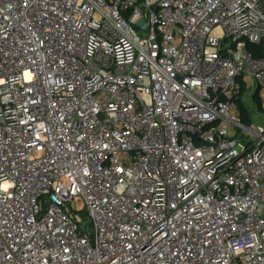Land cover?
<instances>
[{
  "label": "built area",
  "instance_id": "built-area-1",
  "mask_svg": "<svg viewBox=\"0 0 264 264\" xmlns=\"http://www.w3.org/2000/svg\"><path fill=\"white\" fill-rule=\"evenodd\" d=\"M249 44L264 0H0V264H264Z\"/></svg>",
  "mask_w": 264,
  "mask_h": 264
},
{
  "label": "trees",
  "instance_id": "trees-1",
  "mask_svg": "<svg viewBox=\"0 0 264 264\" xmlns=\"http://www.w3.org/2000/svg\"><path fill=\"white\" fill-rule=\"evenodd\" d=\"M249 50L254 52V55L259 56L264 54V44L261 45H253V44H249ZM242 84H243V95H242V100H240L239 105H240V110H241V116H242V120L245 124H250L252 122V115L246 110V106L243 102V96L245 94V92L249 91V87L247 88L246 86V82H244L242 80ZM254 101L258 104L259 107H261V102H260V98H259V92L257 89H255L254 92Z\"/></svg>",
  "mask_w": 264,
  "mask_h": 264
},
{
  "label": "rangeland",
  "instance_id": "rangeland-1",
  "mask_svg": "<svg viewBox=\"0 0 264 264\" xmlns=\"http://www.w3.org/2000/svg\"><path fill=\"white\" fill-rule=\"evenodd\" d=\"M247 88L249 87V91L245 92L243 96V102L246 106V110L252 115V117L258 121H264V102L260 100L261 107L254 101V92L251 90V81L246 82ZM254 87V85H253Z\"/></svg>",
  "mask_w": 264,
  "mask_h": 264
},
{
  "label": "water",
  "instance_id": "water-1",
  "mask_svg": "<svg viewBox=\"0 0 264 264\" xmlns=\"http://www.w3.org/2000/svg\"><path fill=\"white\" fill-rule=\"evenodd\" d=\"M91 228H92V222L90 220H87L85 222V232H86L87 236H89V237L92 236Z\"/></svg>",
  "mask_w": 264,
  "mask_h": 264
}]
</instances>
